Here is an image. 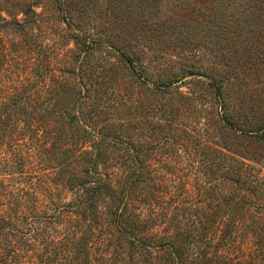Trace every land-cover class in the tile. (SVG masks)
<instances>
[{"label": "trees", "instance_id": "1", "mask_svg": "<svg viewBox=\"0 0 264 264\" xmlns=\"http://www.w3.org/2000/svg\"><path fill=\"white\" fill-rule=\"evenodd\" d=\"M36 3L0 14V264H264V0H132V42L66 51L8 42Z\"/></svg>", "mask_w": 264, "mask_h": 264}, {"label": "rangeland", "instance_id": "2", "mask_svg": "<svg viewBox=\"0 0 264 264\" xmlns=\"http://www.w3.org/2000/svg\"><path fill=\"white\" fill-rule=\"evenodd\" d=\"M33 1L0 0V14L12 18L18 9L27 8V3ZM36 1L33 7L37 12V21L29 29L30 33L24 36L14 29L9 30L6 35L8 42L33 38L38 43L53 47V50L61 48L66 51L73 47V34L76 32L90 33L102 40H110L119 33L120 39L132 42V0H68L66 13L61 11L58 0ZM6 11L12 14L9 16ZM21 17L23 14L18 13L17 18Z\"/></svg>", "mask_w": 264, "mask_h": 264}]
</instances>
